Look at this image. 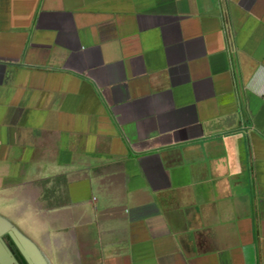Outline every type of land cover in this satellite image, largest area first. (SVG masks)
Returning <instances> with one entry per match:
<instances>
[{"label":"crops","instance_id":"obj_1","mask_svg":"<svg viewBox=\"0 0 264 264\" xmlns=\"http://www.w3.org/2000/svg\"><path fill=\"white\" fill-rule=\"evenodd\" d=\"M39 264H264V0H0V221Z\"/></svg>","mask_w":264,"mask_h":264},{"label":"water","instance_id":"obj_2","mask_svg":"<svg viewBox=\"0 0 264 264\" xmlns=\"http://www.w3.org/2000/svg\"><path fill=\"white\" fill-rule=\"evenodd\" d=\"M36 247L11 223L0 221V264H39Z\"/></svg>","mask_w":264,"mask_h":264}]
</instances>
